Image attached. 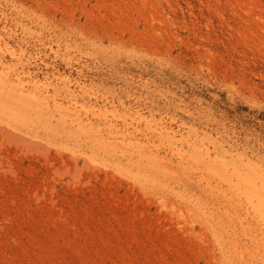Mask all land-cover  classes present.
I'll list each match as a JSON object with an SVG mask.
<instances>
[{
  "label": "rangeland",
  "instance_id": "rangeland-1",
  "mask_svg": "<svg viewBox=\"0 0 264 264\" xmlns=\"http://www.w3.org/2000/svg\"><path fill=\"white\" fill-rule=\"evenodd\" d=\"M262 197L264 0H0V264H264Z\"/></svg>",
  "mask_w": 264,
  "mask_h": 264
},
{
  "label": "bare ground",
  "instance_id": "bare-ground-1",
  "mask_svg": "<svg viewBox=\"0 0 264 264\" xmlns=\"http://www.w3.org/2000/svg\"><path fill=\"white\" fill-rule=\"evenodd\" d=\"M223 182H224V181H223ZM261 201L264 202V197L261 198ZM244 216H245V215H244ZM245 219H246V217H245ZM243 220H244V219H243ZM231 243H232V242H231ZM237 244H238V242H237ZM239 250H240V249H239ZM262 257H263V256H262ZM255 260H256V259H255Z\"/></svg>",
  "mask_w": 264,
  "mask_h": 264
}]
</instances>
